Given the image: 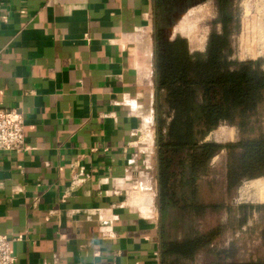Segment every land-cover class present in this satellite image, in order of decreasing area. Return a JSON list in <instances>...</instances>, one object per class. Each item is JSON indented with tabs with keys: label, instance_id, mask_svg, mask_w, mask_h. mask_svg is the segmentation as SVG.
<instances>
[{
	"label": "crops",
	"instance_id": "crops-1",
	"mask_svg": "<svg viewBox=\"0 0 264 264\" xmlns=\"http://www.w3.org/2000/svg\"><path fill=\"white\" fill-rule=\"evenodd\" d=\"M155 0H0V236L14 264H160Z\"/></svg>",
	"mask_w": 264,
	"mask_h": 264
},
{
	"label": "trees",
	"instance_id": "trees-1",
	"mask_svg": "<svg viewBox=\"0 0 264 264\" xmlns=\"http://www.w3.org/2000/svg\"><path fill=\"white\" fill-rule=\"evenodd\" d=\"M204 4L209 0H188ZM214 26L204 52L189 51L185 38L169 39L164 30L173 19L174 0H155V70L159 97L165 104L168 121L159 106L158 206L161 217L160 264H193L199 253H208L212 264H221L224 251L209 249L220 228L206 233L195 231L181 241L168 239L164 222L170 210L200 218L218 205L199 200V182L211 160L221 150L230 154L239 149L238 166L228 167V185L240 177L264 175V138H241L236 144L203 142L221 124L235 125L242 135L254 131L259 106L264 103V70L261 60H232L230 37L234 32L235 0H213ZM163 93V94H162ZM239 169L243 173L236 179ZM245 211H264V205H242ZM250 264H264L256 261Z\"/></svg>",
	"mask_w": 264,
	"mask_h": 264
},
{
	"label": "rangeland",
	"instance_id": "rangeland-1",
	"mask_svg": "<svg viewBox=\"0 0 264 264\" xmlns=\"http://www.w3.org/2000/svg\"><path fill=\"white\" fill-rule=\"evenodd\" d=\"M174 4L173 19L164 30L165 35L169 39L176 36L185 38L191 53L204 52L209 33L214 29L219 30V27L213 24L216 18L214 1L209 0L204 4L194 5L188 0H174ZM262 15H264V0H235L233 25L235 30L230 37V58L238 61L261 60L264 70V54L256 56L257 52H254L253 46L256 25ZM186 16H188L186 22L188 25L181 30L179 22H183V17ZM162 99L161 95L162 118L168 121V110ZM254 127L252 133L242 135L235 125L223 123L203 142L226 146L236 144L241 138H264V103L258 108ZM240 154L239 149H235L231 156L227 150L219 151L199 182L200 202L210 206L218 205L219 208L207 211L200 218H195L191 213L170 210L164 222L166 235L171 241H181L195 231L206 233L220 228L217 232L218 236L209 249L225 252L221 255V264H250L264 260V211L244 212L240 208L242 205H264V195L262 196L264 191L261 193L248 187L252 181L263 180L264 175L255 179L240 177L236 186L235 182L232 186L228 185V167L234 163L235 167H239ZM242 173L243 171L239 169L235 172V178L238 179ZM153 203L159 210L158 190L153 197ZM212 263L213 258L208 253H199L193 261V264Z\"/></svg>",
	"mask_w": 264,
	"mask_h": 264
},
{
	"label": "built area",
	"instance_id": "built-area-1",
	"mask_svg": "<svg viewBox=\"0 0 264 264\" xmlns=\"http://www.w3.org/2000/svg\"><path fill=\"white\" fill-rule=\"evenodd\" d=\"M25 140L22 117L15 111L0 109V151H19ZM11 240L0 236V264H14L11 253Z\"/></svg>",
	"mask_w": 264,
	"mask_h": 264
},
{
	"label": "bare ground",
	"instance_id": "bare-ground-1",
	"mask_svg": "<svg viewBox=\"0 0 264 264\" xmlns=\"http://www.w3.org/2000/svg\"><path fill=\"white\" fill-rule=\"evenodd\" d=\"M194 13V11H193ZM191 15V14H190ZM193 15V14H192ZM191 15V16H192ZM260 20L258 21L257 25H256V29H255V38H254V52H257L256 56H258L259 54H264V15L260 16ZM187 18L188 16L186 17H183L184 21L183 22H179V28L181 30H184L185 29V26L188 25L186 22H187ZM190 28V26H188V29ZM251 44V43H250ZM252 45V44H251ZM251 52V51H249ZM250 185L248 186L249 189L250 188H254L257 192H261L263 193L264 191V179L263 180H260V181H252L249 183ZM254 190V191H255ZM242 192V191H241ZM264 194H262L263 196ZM261 198V197H260ZM262 199V198H261ZM260 200V199H259Z\"/></svg>",
	"mask_w": 264,
	"mask_h": 264
},
{
	"label": "water",
	"instance_id": "water-1",
	"mask_svg": "<svg viewBox=\"0 0 264 264\" xmlns=\"http://www.w3.org/2000/svg\"><path fill=\"white\" fill-rule=\"evenodd\" d=\"M158 175H159V167H158V164H157V178H158Z\"/></svg>",
	"mask_w": 264,
	"mask_h": 264
}]
</instances>
